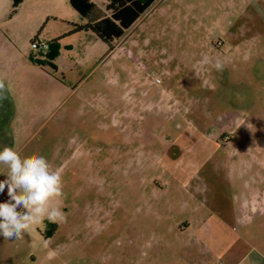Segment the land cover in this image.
I'll use <instances>...</instances> for the list:
<instances>
[{
    "label": "rangeland",
    "instance_id": "rangeland-1",
    "mask_svg": "<svg viewBox=\"0 0 264 264\" xmlns=\"http://www.w3.org/2000/svg\"><path fill=\"white\" fill-rule=\"evenodd\" d=\"M86 22L0 0V150L62 174L66 217L0 264L264 262V0H156L113 51Z\"/></svg>",
    "mask_w": 264,
    "mask_h": 264
},
{
    "label": "clouds",
    "instance_id": "clouds-1",
    "mask_svg": "<svg viewBox=\"0 0 264 264\" xmlns=\"http://www.w3.org/2000/svg\"><path fill=\"white\" fill-rule=\"evenodd\" d=\"M222 70L218 61L215 65ZM4 84L0 81V99ZM0 165L7 168L6 179L0 180V195L7 189L8 199L0 202V237L22 240L29 229L47 218L51 221L66 219L53 201L62 197L63 178L53 170L49 161L40 155L22 157L13 147L0 150ZM19 209V210H18Z\"/></svg>",
    "mask_w": 264,
    "mask_h": 264
},
{
    "label": "trees",
    "instance_id": "trees-1",
    "mask_svg": "<svg viewBox=\"0 0 264 264\" xmlns=\"http://www.w3.org/2000/svg\"><path fill=\"white\" fill-rule=\"evenodd\" d=\"M22 0H13L14 4ZM156 0H107L105 10L97 8L92 0H70V4L87 22L82 29L90 30L109 46L116 47L126 33L150 10Z\"/></svg>",
    "mask_w": 264,
    "mask_h": 264
},
{
    "label": "crops",
    "instance_id": "crops-1",
    "mask_svg": "<svg viewBox=\"0 0 264 264\" xmlns=\"http://www.w3.org/2000/svg\"><path fill=\"white\" fill-rule=\"evenodd\" d=\"M13 111L14 109L12 107V104L8 100H5L2 104H0V116L3 118L4 121L11 120ZM249 204H250L251 211H254V212L259 211V210L264 211V193H262L261 195L259 194L258 196H255L252 200H250ZM262 258L264 260V255ZM252 264H255V263H252ZM261 264H264V262H262Z\"/></svg>",
    "mask_w": 264,
    "mask_h": 264
}]
</instances>
